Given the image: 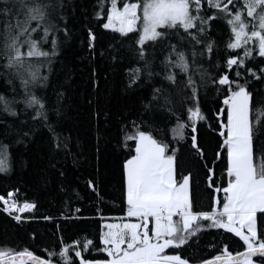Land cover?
Wrapping results in <instances>:
<instances>
[{
	"label": "snow or ice",
	"instance_id": "1",
	"mask_svg": "<svg viewBox=\"0 0 264 264\" xmlns=\"http://www.w3.org/2000/svg\"><path fill=\"white\" fill-rule=\"evenodd\" d=\"M64 7L63 0H0V78L6 86L0 91V113L17 117V106L23 105L19 111L31 109L32 119L50 131L49 112L60 115L63 93L55 92L57 107L50 109L46 93L38 90L49 87L48 73L59 48L56 33L67 35V27L61 28ZM94 16L103 29L132 41L130 51L142 65L126 69L129 87L142 76L161 75L153 71L157 53L162 56V81L167 84L152 87L150 99L143 104L147 119L132 121L131 132L124 136V147L134 142L123 160L124 218L101 225L102 247L96 251L106 258L85 259L83 253L93 245L85 238L82 243L73 241L71 248L61 246L59 253L50 252L46 258L28 248L0 245V264H58L56 256L64 264H191L177 250L208 228L234 233L243 241V251L233 253L225 245L219 254L198 264H264V142H257L264 135V119L257 115L264 112V99L256 101L250 90L253 80H264V0H98ZM216 21H224L229 33L222 65L212 63L217 41L210 32ZM87 36V46L93 50L96 34L88 28ZM205 56L215 71L204 67ZM257 57L261 64L249 66ZM209 86L223 94L215 113L220 137L215 156L226 160L221 181L215 179L213 168L204 166L208 187L222 192L223 199L214 195L211 211H194L192 173L178 178V148L173 144L184 141L190 128L191 147L203 158L198 124L208 118L200 92ZM157 113L168 121L175 119L172 140L157 137ZM55 143L59 148L58 139ZM7 149L8 145L0 144V173L10 171ZM16 192L0 194V205L19 222V214L36 205L20 203Z\"/></svg>",
	"mask_w": 264,
	"mask_h": 264
},
{
	"label": "trees",
	"instance_id": "2",
	"mask_svg": "<svg viewBox=\"0 0 264 264\" xmlns=\"http://www.w3.org/2000/svg\"><path fill=\"white\" fill-rule=\"evenodd\" d=\"M63 2L65 19L61 28L67 27V35L63 31L56 33L59 48L48 73L49 87L38 90V94L46 93L50 109L57 107L55 92L63 93L60 115L49 112L52 130L43 122L33 120L31 109L19 111L23 105L17 106V117L0 113V144L8 145L10 157V171L0 173V194L18 189L21 201L36 205L19 222L0 209V245L16 250L28 248L46 258L50 252L59 253L63 245L71 248L73 241L82 243L87 238L93 240V245L83 257L103 259L106 254L96 251L102 247L99 244L101 225L106 220L124 218L126 208L123 160L134 142L128 141L129 147H124L125 133L131 132L132 121L147 119L143 104L150 99L152 87L167 84L162 81L163 69L159 64L162 56L157 53L153 71L161 75L142 76L136 85L129 87L126 69L142 65L130 51L132 41L99 26L102 21L94 16L98 0ZM88 28L96 34L93 50L87 46ZM228 34L224 21L214 22L210 35L217 41V49L212 63L222 65ZM202 62L205 68L215 71L210 68L207 56ZM248 63L258 67L261 59L257 57ZM5 87L0 78V91ZM250 90L256 101L264 99V80H253ZM222 99L223 94L215 87L201 89L200 104L208 118L198 124L203 158L191 147L190 128L185 130L184 141L173 144L178 148V178L192 173L190 192L194 211H211L214 195L220 201L223 199L222 192L216 193L214 187H208L204 166L213 168L215 179L221 181L226 160L223 155L219 159L215 156L220 143L215 113L222 106ZM257 115L264 119V112ZM175 122L157 113V137L172 140L170 128ZM24 132L29 135L23 137ZM257 142H264V135ZM225 245L233 253L243 250V241L234 233L208 228L177 251L196 264L219 254ZM54 259L64 264L59 256Z\"/></svg>",
	"mask_w": 264,
	"mask_h": 264
},
{
	"label": "built area",
	"instance_id": "3",
	"mask_svg": "<svg viewBox=\"0 0 264 264\" xmlns=\"http://www.w3.org/2000/svg\"><path fill=\"white\" fill-rule=\"evenodd\" d=\"M13 191V190H12ZM16 194H17V192H16ZM17 197V196H16ZM17 200H19L18 199V197H17ZM24 201H22V202H20V203H23ZM2 207H3V205H0V209L2 210ZM29 211H26V212H24V213H20L19 215H21V217H22V219H21V221L22 220H24V216H25V214L26 213H28ZM5 213V212H4ZM7 214V213H6ZM8 215V214H7ZM10 216V215H9ZM12 217V216H11Z\"/></svg>",
	"mask_w": 264,
	"mask_h": 264
},
{
	"label": "rangeland",
	"instance_id": "4",
	"mask_svg": "<svg viewBox=\"0 0 264 264\" xmlns=\"http://www.w3.org/2000/svg\"><path fill=\"white\" fill-rule=\"evenodd\" d=\"M19 202H22L21 200H18ZM123 218H118L116 220H106L103 222L104 223H114V222H120Z\"/></svg>",
	"mask_w": 264,
	"mask_h": 264
},
{
	"label": "water",
	"instance_id": "5",
	"mask_svg": "<svg viewBox=\"0 0 264 264\" xmlns=\"http://www.w3.org/2000/svg\"><path fill=\"white\" fill-rule=\"evenodd\" d=\"M243 251V250H242ZM33 252V251H32ZM34 253V252H33ZM35 255H37V256H40V255H38V254H36V253H34ZM42 257V256H41ZM42 258H44V257H42ZM256 258H258V257H254V259H256ZM210 259V258H209ZM26 264H31V262H26ZM196 264H198V263H196Z\"/></svg>",
	"mask_w": 264,
	"mask_h": 264
},
{
	"label": "bare ground",
	"instance_id": "6",
	"mask_svg": "<svg viewBox=\"0 0 264 264\" xmlns=\"http://www.w3.org/2000/svg\"><path fill=\"white\" fill-rule=\"evenodd\" d=\"M11 191H12V190H11ZM13 191H15V190H13ZM18 194H19V193L17 192V194H16L17 197H18ZM8 216H9V215H8ZM9 217H11V216H9Z\"/></svg>",
	"mask_w": 264,
	"mask_h": 264
}]
</instances>
